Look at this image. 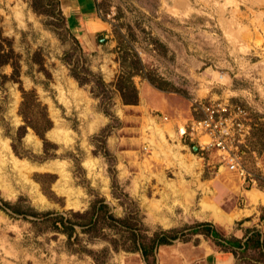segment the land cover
<instances>
[{
	"label": "rangeland",
	"instance_id": "obj_1",
	"mask_svg": "<svg viewBox=\"0 0 264 264\" xmlns=\"http://www.w3.org/2000/svg\"><path fill=\"white\" fill-rule=\"evenodd\" d=\"M98 13L109 28L91 50L57 0H0L13 50L0 65V264H146L132 233L187 239L201 222L227 238L252 227L264 241V196L251 212V193L264 192V0H100ZM127 76L134 103L116 87ZM216 99L253 113L241 157L251 179L178 133ZM100 201L132 232L101 211L82 225ZM58 214L77 223L70 238ZM235 264L264 256L249 248Z\"/></svg>",
	"mask_w": 264,
	"mask_h": 264
},
{
	"label": "crops",
	"instance_id": "obj_2",
	"mask_svg": "<svg viewBox=\"0 0 264 264\" xmlns=\"http://www.w3.org/2000/svg\"><path fill=\"white\" fill-rule=\"evenodd\" d=\"M57 2L66 17L70 31L80 41V44L85 48L96 50L94 43L96 35L102 31L107 32L109 28L108 22L98 13L100 0H57ZM104 65L106 66V64ZM255 72L257 71L253 73ZM154 90L155 88H151L150 92L152 93ZM251 194L257 199L251 204L253 214L260 208L259 202H262L264 192L258 189L257 192ZM228 219L230 220L231 217ZM262 228H264V224H262ZM234 237L244 240L245 233ZM142 258L144 259L143 255ZM149 260H152L151 256H149ZM145 263L148 264L146 261ZM153 264H235V256L230 250L221 249L212 238L197 232L190 233L187 239H181L178 234L169 243L157 244L154 247Z\"/></svg>",
	"mask_w": 264,
	"mask_h": 264
},
{
	"label": "built area",
	"instance_id": "obj_3",
	"mask_svg": "<svg viewBox=\"0 0 264 264\" xmlns=\"http://www.w3.org/2000/svg\"><path fill=\"white\" fill-rule=\"evenodd\" d=\"M199 115H193L178 128L184 141L200 149L214 148L227 167L242 177L250 174L241 165L242 154L248 148L246 141L252 124L251 109L237 101L216 99L197 105ZM206 138V139H204Z\"/></svg>",
	"mask_w": 264,
	"mask_h": 264
},
{
	"label": "trees",
	"instance_id": "obj_4",
	"mask_svg": "<svg viewBox=\"0 0 264 264\" xmlns=\"http://www.w3.org/2000/svg\"><path fill=\"white\" fill-rule=\"evenodd\" d=\"M7 46V47H6ZM13 55V50L10 46V41L5 38L2 35V28L0 26V65L5 64L10 62L11 56ZM14 66V73H15V64L14 62L12 63ZM157 87V85H154ZM116 87L120 92V96L122 100L126 103H134L137 101V91L130 79H128V76L120 81L116 82ZM30 95V93H23V100H22V105H25L27 102V97ZM23 109V108H22ZM22 117L23 120L25 121V125L30 123L29 117L23 112ZM31 124V123H30ZM33 126V125H32ZM35 130V127H34ZM36 133L39 136H42V132L39 130H35ZM101 202V201H100ZM4 205L7 206L12 212L15 213H22V211L18 208L17 205L10 204L9 202H4ZM107 205L104 203H99L96 205V203H93L91 206L92 214L88 218L85 223H81L82 225H92L95 223L96 216H93L94 214L98 213L101 211L103 214L106 212L107 217L110 219H115L112 214L107 213ZM48 212L44 214H35V216H42L46 215ZM117 222H120L122 225H124L127 229H130L131 232L133 230L131 223L127 221V219H115ZM55 226L58 228L60 231L64 232L68 238L72 235L74 231V225L77 224L76 222L72 221L70 218L58 214L57 217H55ZM190 232L191 233H197L200 232L204 234L206 237H210L214 240V242L223 250H230L236 258L238 257H243L244 253L249 249H256L258 252L264 256V241L260 238L261 234L259 231L255 228H248L245 232V238L242 240V238H237V237H230L227 238L220 234L217 229H215L211 224L207 222H201L198 223L194 226L190 227ZM135 234V233H134ZM133 235V241L135 244V248L140 250L142 252V255L144 257V260L148 264H153L154 263V247L157 244L160 243H169L171 239L175 238L177 235L176 234H171L167 235L165 232L162 233H154V235L149 238L148 242H143L141 240H138V237H135L136 234ZM138 242V245L135 243L136 241ZM149 256L152 257V260H149Z\"/></svg>",
	"mask_w": 264,
	"mask_h": 264
},
{
	"label": "bare ground",
	"instance_id": "obj_5",
	"mask_svg": "<svg viewBox=\"0 0 264 264\" xmlns=\"http://www.w3.org/2000/svg\"><path fill=\"white\" fill-rule=\"evenodd\" d=\"M73 94V93H72ZM0 140H2V139H0ZM0 148H1V150H4V151H8V145H7V143L5 142V141H3L1 144H0ZM12 162H13V165L12 166H17V164H18V161L16 160V158H14V157H12ZM4 162H5V159H4V156H3V154H2V152H0V168H1V166L4 164ZM53 165V167H54V164H52V163H50V165L49 166H52ZM44 166V165H43ZM52 167V168H53ZM12 168V167H11Z\"/></svg>",
	"mask_w": 264,
	"mask_h": 264
},
{
	"label": "water",
	"instance_id": "obj_6",
	"mask_svg": "<svg viewBox=\"0 0 264 264\" xmlns=\"http://www.w3.org/2000/svg\"><path fill=\"white\" fill-rule=\"evenodd\" d=\"M193 149L195 150L196 149V146H193Z\"/></svg>",
	"mask_w": 264,
	"mask_h": 264
}]
</instances>
